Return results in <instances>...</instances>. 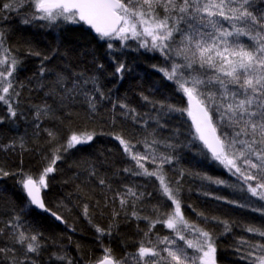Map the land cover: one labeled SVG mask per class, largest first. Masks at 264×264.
<instances>
[{
    "label": "snow or ice",
    "instance_id": "snow-or-ice-1",
    "mask_svg": "<svg viewBox=\"0 0 264 264\" xmlns=\"http://www.w3.org/2000/svg\"><path fill=\"white\" fill-rule=\"evenodd\" d=\"M260 4H264V0H260ZM14 17L19 18L23 25L41 28L62 23L87 25L100 39L108 41L110 50H115L114 40H136L138 49L158 52L163 57L167 67H152L171 81L176 93L186 101L185 107H178L163 101H151L141 94L142 100L151 107V112L144 114L123 101L112 103L113 111L108 113L111 125L116 124L118 116L115 109L120 108L119 118L145 129V134L139 139L135 135L126 139L119 133H99L114 137L130 165L116 169L113 176H119L121 180L125 177L154 180L157 196L170 208L165 212L159 205H149L147 210L152 216L141 215L146 210L144 201L153 197L152 192L140 190L145 187L140 184H122L120 188H113L104 178H99L98 183L105 190L103 205L100 201L92 203L96 212L107 216V227L93 223L88 203L73 202V207L80 208L81 214L94 228L96 241L103 253L88 264H217L216 240L219 236L185 218L180 199L184 170L179 171L177 178L168 177L165 171V167L177 159L166 153L174 152L178 147L172 141L185 135L183 124L172 129V135L165 139L158 138L157 130L167 129L168 124L162 121L167 117L171 122L174 114L190 118L186 146L198 143L202 153L236 177V185L229 186L247 197L245 204L238 201L229 203L242 208L259 203V207L251 210L264 216V6H259L258 0H0V24ZM7 32V28L0 27V105L6 108V116L11 119L18 115L21 91L25 88L17 79L23 64L20 55L41 57L38 74L43 76L48 71L44 62L51 60L55 52L42 55L28 48L25 53H20L19 49L8 45ZM113 62V75L123 79L127 70L125 63L116 61L114 57ZM98 67L102 69L103 65ZM56 77L47 95L59 98L61 110L67 109L76 97L83 96L87 118L98 117L96 96L85 91L88 84L93 85V91L101 100H110L99 88L96 77L85 78L82 73L69 76L57 73ZM32 107L35 109V135L41 131L42 118L57 121L56 128L42 129L47 135L51 159L43 157L48 160L47 166L35 176L23 168L9 172L0 167V178L19 177L17 183L26 194L25 208L35 206L66 223L62 216L46 206L41 192L49 187L48 176L56 171L55 165L62 159L60 153L88 144L98 133L72 131L71 122L78 114L71 111H65L61 118L46 103ZM4 120L5 116H0V123ZM150 122H154L156 128L147 132ZM64 127L68 128L69 134L61 143L60 134ZM161 146L165 152L159 151ZM19 148L21 153L28 150L23 140ZM0 149L15 151L16 142L0 145ZM90 175L96 176L94 168ZM202 178L212 180L207 176ZM213 183L224 185L227 181L215 179ZM77 193L81 200L85 198L79 186ZM58 207L71 211L63 201ZM121 215L125 221H137V229L144 239L137 241L135 252H126L117 258L112 249L104 245V238H111L118 230L117 217ZM196 215L205 225L215 223L222 227L224 231L220 235L232 231V222L203 212ZM139 221L146 223L147 231L139 229ZM157 224L171 230L172 234L162 238L156 235L153 242L148 237ZM5 229H8L7 233ZM244 230L258 240L253 243L239 238L234 249L238 258L243 264H264V243L259 242L264 240V228L245 226ZM5 235L7 240L5 246L0 247V258L5 259L6 264H38L42 252L48 247L42 241V233L26 228L19 214H13L0 227V236ZM145 241L150 246H145ZM49 243L57 244L56 241ZM69 243H72L71 238ZM59 247L60 252H52L50 259L54 258L61 264H79L64 252L63 245ZM76 248L79 253L80 245L77 244Z\"/></svg>",
    "mask_w": 264,
    "mask_h": 264
},
{
    "label": "trees",
    "instance_id": "trees-1",
    "mask_svg": "<svg viewBox=\"0 0 264 264\" xmlns=\"http://www.w3.org/2000/svg\"><path fill=\"white\" fill-rule=\"evenodd\" d=\"M258 5L264 6V4H260V0H258ZM0 27L8 29L7 43L9 46L19 49L20 53H25L28 48L38 51L42 55H51L55 52L51 60L44 62V67L48 71L43 76L38 74L41 57L20 55L23 64L17 73V79L25 85V88L21 91L17 117L9 119L6 116V108L0 105V116H5L4 122L0 123V145H7L15 141L16 150L0 149V167L9 172L23 168L25 172L35 176L44 166H47L48 160L51 159L50 146L46 144L47 135L42 129L56 128L57 121L42 118L40 121L41 131L38 136L35 135L36 121L33 105L46 103L55 110V115L61 118L64 117L65 111L78 114L71 122L72 131L77 133L95 131L98 133L88 144L77 145L67 152L60 153L62 159L57 161L56 171L48 176L49 187L43 190L46 206L56 212L57 215L62 216L66 223L59 222L50 214L39 211L33 206L25 208L26 194L17 183L19 177L7 176L0 178V227H3L13 214H19L26 228L42 233V241L48 244V247L42 252L38 264H61L54 258L50 259L52 252H60V245H63L64 252L78 261L79 264H88L89 261L103 255V253L96 241L94 228L81 214V209L73 207V202H79L81 205L88 203L93 223L107 227L109 223L107 216H101L99 212H96L92 203L93 201H100L101 206L103 205L105 190L103 186L99 185V178H104L113 188H120L122 184H140L145 186L140 190L152 192L153 197L144 201L146 210L141 215L152 216L151 211L147 210L149 205H159L161 210L165 212L170 208L168 203H162L157 196L154 190L156 183L154 180L149 181L147 178L134 177H125L121 180V177L113 176L116 169L130 165L122 155L120 146L114 137L99 133H119L126 139L135 135L139 139L145 134V129L142 126H135L130 120L119 118L120 108L115 109L118 119L114 126L111 125L108 121V113L113 111L112 103L123 101L136 109L137 112L144 114L150 113L151 107L142 100L141 94L149 97L151 101H163L178 107H185L186 101L176 93L174 84L152 67L153 65L167 67L163 57L158 52L148 51L144 48L138 49V41L121 42L114 40L112 43L115 50H110L107 47L108 41L100 39L98 35L93 34L83 24L62 23L58 26L41 28L23 25L19 18L14 17L10 21L0 24ZM125 44L127 46H124ZM113 57L116 61H122L126 65L127 70L123 73V79L113 75L115 72ZM98 65H103V68H99ZM57 73H62L65 76H69L71 73H82L85 78H97L99 88L106 97L110 98V100H101L93 91L92 84L86 86L85 91L96 96L98 101L100 113L98 117L91 120L87 118V107L84 104L83 96L76 97L67 109L61 110L58 107L59 98L47 95L51 91L50 86L57 78ZM39 84L44 86L39 87ZM67 123L65 121V124ZM162 123L168 124V128L157 130L160 139L170 137L172 135L171 130L180 128L182 124V131L185 132V135L172 141L178 147L174 152L166 154H172L177 159L173 161L171 166L165 167L170 178H177L179 171L184 170L180 199L185 218L189 222L200 224L219 236L216 240L217 264H243L234 250L236 241L243 238L253 243L257 242L258 237L246 233L244 228L245 226L264 228V216L251 210L252 207H259V203L243 208L229 203V201H238L240 204H245L247 197L237 188L229 186L236 185V177L232 176L217 162L211 160L208 155L202 153L198 143L194 146H186L189 140L187 128L190 118L186 115L181 117L179 114H174L171 117V122L166 117ZM155 128V123L150 122L146 131L152 132ZM68 134V128H62L61 143ZM21 140L28 149L22 153L19 148ZM159 151L165 152L166 150L161 146ZM44 156H47L48 160H44ZM21 160L23 161L22 164ZM93 168L96 171L95 177L90 175ZM205 176L211 177L212 180L203 179L202 177ZM215 179L227 181V184L213 183ZM77 186L85 194L83 200L77 193ZM69 193L72 195L69 196ZM113 194L109 193V195ZM216 197L222 199L218 200ZM61 201L71 211L58 207ZM104 211L107 214V209ZM197 212L232 222V231L226 235H220L224 231L223 228L215 223L205 225L196 215ZM117 221L119 222L118 230L113 233L111 238H104V245L110 247L113 254L120 258L126 252H135L138 247L137 241L144 239V237L142 232L138 231L135 219L125 221L121 215L117 217ZM139 229L147 231V225L144 221H139ZM7 231L8 229H5V233ZM156 235L161 238L170 236L171 230L157 224L153 233L149 234L148 239L155 242ZM69 238H71L72 243H69ZM6 240V235L0 236V247L5 246ZM49 241H56L57 244L54 246ZM259 242L264 243V240H259ZM77 244L80 245L79 253L76 248ZM145 246H150L147 241H145ZM19 255L20 250L17 248V256ZM0 264H6V260L0 258Z\"/></svg>",
    "mask_w": 264,
    "mask_h": 264
},
{
    "label": "water",
    "instance_id": "water-1",
    "mask_svg": "<svg viewBox=\"0 0 264 264\" xmlns=\"http://www.w3.org/2000/svg\"><path fill=\"white\" fill-rule=\"evenodd\" d=\"M87 28H89L87 25H85ZM90 29V28H89ZM91 31H92V33L93 34H95V35H97L95 32H94V30H92V29H90ZM41 195H42V197H43V190H42V192H41ZM44 199V198H43ZM34 208H35V206H33ZM37 210H39V209H37ZM39 211H41V210H39ZM59 222H61V221H59Z\"/></svg>",
    "mask_w": 264,
    "mask_h": 264
},
{
    "label": "rangeland",
    "instance_id": "rangeland-1",
    "mask_svg": "<svg viewBox=\"0 0 264 264\" xmlns=\"http://www.w3.org/2000/svg\"><path fill=\"white\" fill-rule=\"evenodd\" d=\"M133 41H136V40H133ZM172 234V233H171Z\"/></svg>",
    "mask_w": 264,
    "mask_h": 264
}]
</instances>
